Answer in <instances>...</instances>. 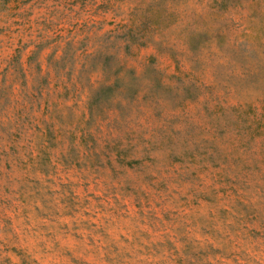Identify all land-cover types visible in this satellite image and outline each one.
I'll list each match as a JSON object with an SVG mask.
<instances>
[{
    "label": "rangeland",
    "instance_id": "1",
    "mask_svg": "<svg viewBox=\"0 0 264 264\" xmlns=\"http://www.w3.org/2000/svg\"><path fill=\"white\" fill-rule=\"evenodd\" d=\"M0 264H264V0H0Z\"/></svg>",
    "mask_w": 264,
    "mask_h": 264
}]
</instances>
